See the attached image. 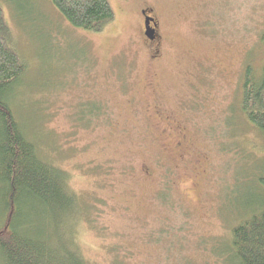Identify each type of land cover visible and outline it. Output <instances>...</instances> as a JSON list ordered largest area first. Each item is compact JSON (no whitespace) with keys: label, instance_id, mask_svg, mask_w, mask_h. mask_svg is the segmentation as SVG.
<instances>
[{"label":"rangeland","instance_id":"obj_1","mask_svg":"<svg viewBox=\"0 0 264 264\" xmlns=\"http://www.w3.org/2000/svg\"><path fill=\"white\" fill-rule=\"evenodd\" d=\"M108 1L114 20L88 32L48 0H0L26 66L16 121L91 213L74 234L88 264H236L231 231L264 200V136L240 110L264 0Z\"/></svg>","mask_w":264,"mask_h":264},{"label":"trees","instance_id":"obj_2","mask_svg":"<svg viewBox=\"0 0 264 264\" xmlns=\"http://www.w3.org/2000/svg\"><path fill=\"white\" fill-rule=\"evenodd\" d=\"M71 27L98 32L111 23L108 0H48ZM0 6V264H88L74 239L90 212L68 189L66 173L43 160L12 112L10 102L26 66L7 43ZM264 46V34L261 36ZM240 110L264 136V65L244 69ZM264 192V177L258 179ZM231 231L236 264H264V200Z\"/></svg>","mask_w":264,"mask_h":264},{"label":"flooded vegetation","instance_id":"obj_3","mask_svg":"<svg viewBox=\"0 0 264 264\" xmlns=\"http://www.w3.org/2000/svg\"><path fill=\"white\" fill-rule=\"evenodd\" d=\"M150 10L140 9L139 16L142 22L143 36L147 42L150 53H152L151 59L156 60L160 56V51L162 48V39L159 31V25L157 20L151 15ZM148 19L147 25L145 20ZM147 26L148 31L150 32V38L145 35V28ZM180 144V143H179ZM178 144V145H179Z\"/></svg>","mask_w":264,"mask_h":264},{"label":"water","instance_id":"obj_4","mask_svg":"<svg viewBox=\"0 0 264 264\" xmlns=\"http://www.w3.org/2000/svg\"><path fill=\"white\" fill-rule=\"evenodd\" d=\"M147 22H148V19L145 20L146 25H147ZM145 35H146V37L150 38V32L148 31L147 26L145 28Z\"/></svg>","mask_w":264,"mask_h":264}]
</instances>
